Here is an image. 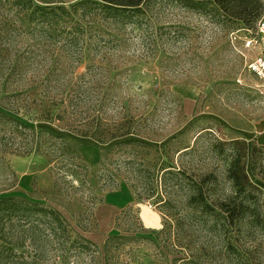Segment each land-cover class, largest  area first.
I'll list each match as a JSON object with an SVG mask.
<instances>
[{
    "label": "rangeland",
    "instance_id": "obj_1",
    "mask_svg": "<svg viewBox=\"0 0 264 264\" xmlns=\"http://www.w3.org/2000/svg\"><path fill=\"white\" fill-rule=\"evenodd\" d=\"M1 1L0 16L14 15ZM145 8L116 45L86 38L69 50L46 43L28 59L25 75L2 78L0 88L48 80L69 92L80 84L82 98L68 116L51 107V116L62 119L39 116L50 103L43 86L17 98L29 104L24 118L41 144L24 155L0 152V195L60 208L99 246L126 231L108 242L106 256L99 246L73 250L68 264H169L167 252L192 255V264H264V178L250 164L261 189V223H231L223 210L231 201L248 202L230 178L234 153H247L250 161L253 145H264V94L249 70L261 52L257 17L236 19L214 1L191 7L151 0ZM27 44L19 41L13 57L30 54ZM126 138L137 140L104 148ZM258 156L264 166V151ZM197 193L203 201L191 199ZM206 204L215 211L203 212Z\"/></svg>",
    "mask_w": 264,
    "mask_h": 264
},
{
    "label": "trees",
    "instance_id": "obj_2",
    "mask_svg": "<svg viewBox=\"0 0 264 264\" xmlns=\"http://www.w3.org/2000/svg\"><path fill=\"white\" fill-rule=\"evenodd\" d=\"M151 0H3L1 3L9 4L14 15L6 18L0 16V84L3 77L6 81L23 76L28 70V59L35 51L41 53L46 50V43L56 44L62 42L69 50H79L86 38L95 39V44L104 46L120 42V36L128 25L139 23V16L146 13L145 6ZM183 3L195 7L196 1H214L225 13L236 19L251 21L262 14V0H180ZM144 19V18H143ZM87 35V37H86ZM21 36V37H18ZM19 41H27L25 49L28 55L18 54L15 58L13 48ZM86 43V42H85ZM22 58L26 61L22 62ZM55 70L47 74L49 79ZM57 72V70H56ZM43 100L49 101V105L39 108V116L63 118L57 113L51 116V107L59 105V110L70 114L78 109L82 93L80 84L65 92L63 86L46 81V84L26 85L4 83L0 88V152L13 151L19 154H29L38 149L41 144L39 133L34 126L29 125L24 115L28 111L29 104L20 102V96L29 95L42 87ZM10 87L12 89H10ZM66 93V94H65ZM71 105L70 106L67 104ZM63 104V105H62ZM21 106L26 108L22 113ZM5 126H2L4 125ZM83 135L87 133L82 128H75ZM127 133V132H124ZM98 139V138H97ZM136 138H126L111 144L129 143ZM100 142H105L99 139ZM87 142H82L85 144ZM235 143H240L235 140ZM109 144V143H104ZM246 144V143H244ZM247 145V144H246ZM264 151V145H253L250 161L246 153L236 150L229 169L230 178L238 189V194H243L247 203L236 201L232 207H224L227 213L225 219L231 223L247 220L253 225H259L262 221V203L259 201L260 187L252 180L248 171V164L253 175L264 178V166L258 156V152ZM104 155V154H102ZM153 190V184L146 191V196ZM194 201H203V194H195L191 198ZM227 205V204H226ZM203 212L215 211L209 206L203 205ZM168 229L172 227L170 220H165ZM69 217L56 206L43 205L30 201L21 196L0 195V264H68L70 253L86 251L92 247H98V243L79 232ZM176 230V229H175ZM168 237L171 233L166 229L161 230ZM74 232L76 234H74ZM126 237V231L118 235H108L100 249V255L108 250V242L121 240ZM167 240V239H165ZM123 242V241H120ZM183 249H179L181 252ZM186 253V252H184ZM103 256H106L103 255ZM192 256V255H190ZM190 256H176L165 253L164 259L169 264H192L194 260ZM102 260L106 258L101 257ZM105 264V262H102Z\"/></svg>",
    "mask_w": 264,
    "mask_h": 264
},
{
    "label": "built area",
    "instance_id": "obj_3",
    "mask_svg": "<svg viewBox=\"0 0 264 264\" xmlns=\"http://www.w3.org/2000/svg\"><path fill=\"white\" fill-rule=\"evenodd\" d=\"M256 43L259 44L261 52L249 63V70L259 79V90L264 94V13L260 16L256 25Z\"/></svg>",
    "mask_w": 264,
    "mask_h": 264
},
{
    "label": "crops",
    "instance_id": "obj_4",
    "mask_svg": "<svg viewBox=\"0 0 264 264\" xmlns=\"http://www.w3.org/2000/svg\"><path fill=\"white\" fill-rule=\"evenodd\" d=\"M261 139H262V143H264V134H263V136L261 137Z\"/></svg>",
    "mask_w": 264,
    "mask_h": 264
}]
</instances>
